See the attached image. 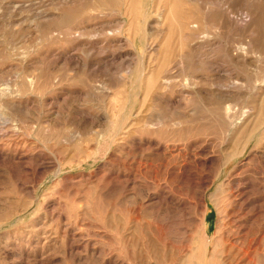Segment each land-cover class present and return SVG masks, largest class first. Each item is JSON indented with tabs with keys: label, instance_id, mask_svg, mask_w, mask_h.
<instances>
[{
	"label": "rangeland",
	"instance_id": "374dc122",
	"mask_svg": "<svg viewBox=\"0 0 264 264\" xmlns=\"http://www.w3.org/2000/svg\"><path fill=\"white\" fill-rule=\"evenodd\" d=\"M0 264H264V0H0Z\"/></svg>",
	"mask_w": 264,
	"mask_h": 264
}]
</instances>
